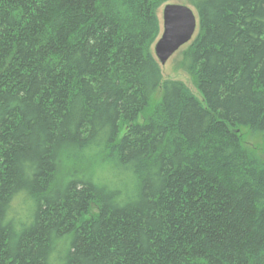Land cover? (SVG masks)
I'll return each instance as SVG.
<instances>
[{
  "label": "trees",
  "instance_id": "16d2710c",
  "mask_svg": "<svg viewBox=\"0 0 264 264\" xmlns=\"http://www.w3.org/2000/svg\"><path fill=\"white\" fill-rule=\"evenodd\" d=\"M182 1L203 103L153 51ZM245 133L264 142V0H0V264H264Z\"/></svg>",
  "mask_w": 264,
  "mask_h": 264
},
{
  "label": "water",
  "instance_id": "95a60500",
  "mask_svg": "<svg viewBox=\"0 0 264 264\" xmlns=\"http://www.w3.org/2000/svg\"><path fill=\"white\" fill-rule=\"evenodd\" d=\"M198 26L197 13L188 4L170 2L162 7V30L153 47L161 67L194 39Z\"/></svg>",
  "mask_w": 264,
  "mask_h": 264
},
{
  "label": "rangeland",
  "instance_id": "374dc122",
  "mask_svg": "<svg viewBox=\"0 0 264 264\" xmlns=\"http://www.w3.org/2000/svg\"><path fill=\"white\" fill-rule=\"evenodd\" d=\"M178 3H185V1L178 2ZM158 16L162 24V8L159 9ZM185 47H183L180 51H182ZM180 51L177 54H175L165 66L162 67L163 76L165 79L181 80L184 83H186L187 86L192 90L194 95L203 103V98L200 92L198 91V89L195 87L192 78L184 71L178 69L177 63L180 59ZM245 136H246V141L248 145L257 149V152H259V154H261L264 157L263 140L261 138L252 137L249 134H246ZM25 205L26 204H24L22 201L16 200L15 202H13V207H14L13 212H14V209L15 210L17 209L18 219L29 224L30 223V212L29 213L26 212ZM28 208L30 209L29 205H28Z\"/></svg>",
  "mask_w": 264,
  "mask_h": 264
}]
</instances>
